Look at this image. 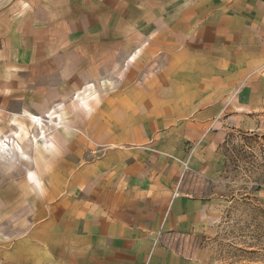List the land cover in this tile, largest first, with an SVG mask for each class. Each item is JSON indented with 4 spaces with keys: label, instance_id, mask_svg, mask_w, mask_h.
Segmentation results:
<instances>
[{
    "label": "crops",
    "instance_id": "0c3cea01",
    "mask_svg": "<svg viewBox=\"0 0 264 264\" xmlns=\"http://www.w3.org/2000/svg\"><path fill=\"white\" fill-rule=\"evenodd\" d=\"M99 8L50 52L63 87L50 100L74 110L58 103L28 114L35 129L32 116L45 119L48 138L38 143L56 175L36 202L25 260L217 264L209 241L221 201L210 182L225 163L221 149L231 131L264 125V0ZM58 112L73 119L56 121ZM29 155L23 161L38 164ZM27 178L43 193L41 170Z\"/></svg>",
    "mask_w": 264,
    "mask_h": 264
},
{
    "label": "rangeland",
    "instance_id": "374dc122",
    "mask_svg": "<svg viewBox=\"0 0 264 264\" xmlns=\"http://www.w3.org/2000/svg\"><path fill=\"white\" fill-rule=\"evenodd\" d=\"M120 2L0 0V140L10 146L0 151V264H29L25 259L36 202L56 175L52 173L55 168L47 165L53 156L38 143L45 132L48 138L45 119L42 117L43 125L33 121L35 129L28 114L44 116L58 103L64 104L66 111L74 110L71 100H50L63 94V87L55 84L51 75L58 73L59 65L51 62L50 52L58 53L60 45L68 44L67 37L77 36L72 24L76 20L84 15L92 20V14L100 13L99 7L105 13L108 4ZM63 115L58 112L53 116L62 123L66 116L73 119L71 113ZM54 124L48 132L60 127L59 122ZM28 152L38 164L23 161L30 158ZM221 152L225 163L210 182V189L221 201L216 234L209 241L212 257L217 264H264V125L252 131H231ZM29 168L42 171L43 193L28 180ZM30 177H34L32 171ZM197 183L202 191L208 185Z\"/></svg>",
    "mask_w": 264,
    "mask_h": 264
},
{
    "label": "bare ground",
    "instance_id": "6f19581e",
    "mask_svg": "<svg viewBox=\"0 0 264 264\" xmlns=\"http://www.w3.org/2000/svg\"><path fill=\"white\" fill-rule=\"evenodd\" d=\"M32 119H33V121H34V123H38L39 125H43L44 124V120H43V118L42 117H39V116H33L32 117ZM58 126V125H57ZM39 127V126H38ZM43 126H41V128H42ZM45 127V126H44ZM43 127V128H44ZM47 138V134H46V132L44 133V139H46ZM12 141H14V140H12ZM14 143V142H13ZM16 147V146H15ZM12 148H13V145H12ZM8 149H10V146H9V144L8 143H5V141H3V140H0V151H1V153L4 151H6V150H8ZM17 149V148H16ZM22 149H23V147H22ZM11 151V150H10ZM9 151V152H10ZM18 152H20V151H18ZM21 152H23V151H21ZM25 153V152H24ZM6 155H8V154H6ZM23 156V155H22ZM28 156V155H27ZM7 159V158H6Z\"/></svg>",
    "mask_w": 264,
    "mask_h": 264
}]
</instances>
